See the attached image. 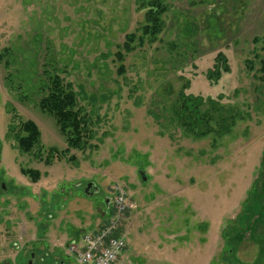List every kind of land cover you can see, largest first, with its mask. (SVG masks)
<instances>
[{
  "label": "rangeland",
  "instance_id": "374dc122",
  "mask_svg": "<svg viewBox=\"0 0 264 264\" xmlns=\"http://www.w3.org/2000/svg\"><path fill=\"white\" fill-rule=\"evenodd\" d=\"M140 2L0 0V264H50L55 252L76 264L66 249L81 236L62 234L115 215L105 203L114 186L126 200L113 230L126 242L117 264H264V76L254 72L264 0H164L156 40L135 42L119 61L126 35L144 25ZM218 52L230 71L211 84L203 74ZM44 68L77 93L89 121L83 148L68 147L39 107ZM182 92L222 95L235 124L214 145V134H188L170 118ZM26 120L40 151L17 146ZM48 223L61 237L45 244Z\"/></svg>",
  "mask_w": 264,
  "mask_h": 264
},
{
  "label": "trees",
  "instance_id": "16d2710c",
  "mask_svg": "<svg viewBox=\"0 0 264 264\" xmlns=\"http://www.w3.org/2000/svg\"><path fill=\"white\" fill-rule=\"evenodd\" d=\"M163 1L164 0H141L139 7H145L144 25L135 32L126 35L124 42L121 44V50L116 53L117 60L122 61L124 53H128L134 49L132 45L135 42L142 46L145 41L152 43L156 40L158 34L163 29L164 21L162 20V16L167 10ZM137 32H139V34ZM261 39H264V36L257 39L254 38V42H259ZM2 57L3 54L0 55V60ZM255 57L259 63V67L256 68L254 72L261 74L260 77H258L260 79L264 76V59H260L258 54H256ZM246 62L250 63L248 69H252L254 66L253 61L246 60ZM121 67L122 65L120 64L118 68L121 69ZM229 71L230 67L226 56L218 52L213 58L211 67L207 69L203 75L211 84H216L220 76ZM42 75L43 76L37 79L38 86L42 91L38 102L39 107L54 117L61 134L65 136L68 147L76 149L83 148L88 138L89 121L85 115H81V111L77 108V93L70 84L63 85L62 80L55 72L44 68ZM216 98H218V100ZM216 98H204L202 96H194L182 92L178 95L175 106L171 108L170 118L174 117V121L177 120L178 125L181 126L184 131L188 134L194 133L195 137L201 138L208 134H214L212 135L213 137H211V143L214 145L218 137L230 131V128L235 124L238 118L232 114H225V111L222 109L223 105L219 102L222 95ZM213 122H215L216 127H213ZM20 129L22 133L15 136L18 148L25 153H31L34 148H36V151H40V132L37 125L32 120H26L21 123ZM68 147L67 149H69ZM67 149L61 152L66 154ZM36 155L38 154L36 153ZM38 159L40 158L38 157ZM45 162H49V160H45ZM23 172L30 174L32 177H36L38 174L32 169H23ZM251 195H255V189H253ZM250 202L245 206V212L249 211ZM255 204L253 208L259 206L258 203ZM263 207L264 201L262 199V209ZM262 216H264L263 211ZM261 251H263V249H261ZM229 253H231V247H227L226 256H228Z\"/></svg>",
  "mask_w": 264,
  "mask_h": 264
},
{
  "label": "built area",
  "instance_id": "2783aa9c",
  "mask_svg": "<svg viewBox=\"0 0 264 264\" xmlns=\"http://www.w3.org/2000/svg\"><path fill=\"white\" fill-rule=\"evenodd\" d=\"M111 191L114 194L111 207L116 217H109L99 229L83 233L79 242L69 244L66 253L74 258L76 264H117L126 250L124 237L113 234L122 220L126 200L118 186L112 187Z\"/></svg>",
  "mask_w": 264,
  "mask_h": 264
},
{
  "label": "crops",
  "instance_id": "0c3cea01",
  "mask_svg": "<svg viewBox=\"0 0 264 264\" xmlns=\"http://www.w3.org/2000/svg\"><path fill=\"white\" fill-rule=\"evenodd\" d=\"M54 227H55V226L50 225L49 223L46 225L45 230H44V234H42V235L40 236V238L42 239V240H41V243H45V244H46V243H49V241H50V236H51V240H54L55 242L58 241V238L61 237V236H60V235L56 236V235L52 234V232H54ZM80 236H81V235L78 236V233H77L76 231H73V230H72L70 233H69V232H68V233H67V232H64V233L62 234V237H63L64 239H66L67 242H68L69 240H72V239L77 240ZM43 239H45V240H43ZM42 247L44 248L45 246H43V244H42ZM44 249H45V248H44ZM53 254L56 255V259H54V260H53V263H50V264H55L56 262H58V264H66V261H65V260L62 261V257H61V254H60V253L55 252V253H53ZM33 256H34V255L31 254V257H33ZM32 262H33V261L29 262V264H32Z\"/></svg>",
  "mask_w": 264,
  "mask_h": 264
},
{
  "label": "flooded vegetation",
  "instance_id": "af4514ba",
  "mask_svg": "<svg viewBox=\"0 0 264 264\" xmlns=\"http://www.w3.org/2000/svg\"><path fill=\"white\" fill-rule=\"evenodd\" d=\"M90 185H91V187H90V189H89V193H90V191L92 190V188L94 187L93 184H90ZM105 203H106V206H107V207H111V198H107V199L105 200Z\"/></svg>",
  "mask_w": 264,
  "mask_h": 264
},
{
  "label": "water",
  "instance_id": "95a60500",
  "mask_svg": "<svg viewBox=\"0 0 264 264\" xmlns=\"http://www.w3.org/2000/svg\"><path fill=\"white\" fill-rule=\"evenodd\" d=\"M140 175L142 176V179H143V180L146 179V177H145V175H144L143 172H141ZM90 187H91V185L89 184V185H87V187H86V189H85V191H86L87 194H90V193H89V189H90Z\"/></svg>",
  "mask_w": 264,
  "mask_h": 264
}]
</instances>
